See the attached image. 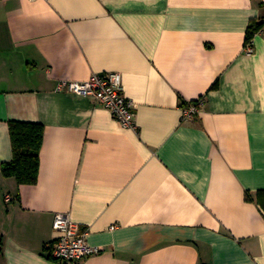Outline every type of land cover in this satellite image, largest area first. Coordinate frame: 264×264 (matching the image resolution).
Masks as SVG:
<instances>
[{
	"label": "crops",
	"instance_id": "obj_1",
	"mask_svg": "<svg viewBox=\"0 0 264 264\" xmlns=\"http://www.w3.org/2000/svg\"><path fill=\"white\" fill-rule=\"evenodd\" d=\"M262 16L259 0H0V264H58L55 214L101 249L77 264H264L246 199L264 191V36L245 51ZM106 72L133 129L56 91ZM11 121L43 126L33 185L1 173Z\"/></svg>",
	"mask_w": 264,
	"mask_h": 264
},
{
	"label": "built area",
	"instance_id": "obj_2",
	"mask_svg": "<svg viewBox=\"0 0 264 264\" xmlns=\"http://www.w3.org/2000/svg\"><path fill=\"white\" fill-rule=\"evenodd\" d=\"M259 1L264 9V0ZM259 22L261 27L256 35L264 36V16ZM245 51L252 52V43L245 46ZM121 81V75L116 72L92 74L83 82L62 80L58 82L56 91L89 98L107 109L122 128L133 129L135 128L133 103L123 95ZM202 103L203 101L200 100L183 109V118L191 119L197 115L198 106ZM10 200V196L5 197L6 202ZM52 230L54 239L49 248V256L58 264H77L101 252L100 248L87 243V230L81 229L64 214L54 215Z\"/></svg>",
	"mask_w": 264,
	"mask_h": 264
},
{
	"label": "trees",
	"instance_id": "obj_3",
	"mask_svg": "<svg viewBox=\"0 0 264 264\" xmlns=\"http://www.w3.org/2000/svg\"><path fill=\"white\" fill-rule=\"evenodd\" d=\"M261 23L252 20L246 30L245 46L252 43ZM8 130L12 148V159L1 165V173L6 178H14L18 185H33L39 171V154L43 142V126L39 123L11 121ZM254 200L264 214V191L256 193Z\"/></svg>",
	"mask_w": 264,
	"mask_h": 264
}]
</instances>
